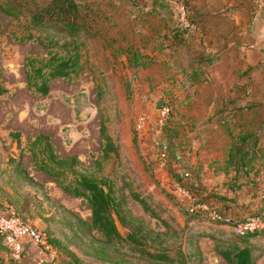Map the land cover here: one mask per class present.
I'll use <instances>...</instances> for the list:
<instances>
[{"label":"rangeland","instance_id":"obj_1","mask_svg":"<svg viewBox=\"0 0 264 264\" xmlns=\"http://www.w3.org/2000/svg\"><path fill=\"white\" fill-rule=\"evenodd\" d=\"M47 1L0 0V84L4 87L0 92V194L12 192L13 183L21 202L24 196L29 202L18 213L50 232L63 246H70L81 264H155L139 257L137 250L126 243L118 252L109 249L99 254L85 243L88 235L80 237L75 232L79 218L90 221V207L85 196L63 189L62 185L74 176L66 170L70 165L65 159L54 164L64 170L59 175L42 170L43 155L32 141L38 134H46L58 160L74 156L80 162L73 161L72 168L106 180L126 211L155 230H165L163 238L153 243L167 246L173 260L165 264H227L215 244L224 246L231 242L228 240H237L235 233L210 216L188 217L182 208L186 205L191 210L195 199L178 191L180 186L194 187L201 171L197 158L212 155V148L223 154L229 145L227 136L211 137L210 130L204 133L195 129L194 119L203 108L192 99L195 90L185 86L178 75V56L186 50V42L175 44L167 52L172 28L181 21L178 1L167 0L166 7L150 12L143 0H76L82 8L91 7L99 20L79 46L77 67L66 76L48 78V91L43 93L28 81L30 65H42L53 52L64 53L61 46L50 45L47 40V34L54 32L52 27H28L30 11ZM29 32L33 37L27 36ZM133 52L139 56L138 66L132 64ZM46 70L43 66L42 72ZM32 80L40 81L39 77ZM256 80L255 90L249 86L251 99L247 104L229 103L223 97L222 102L207 106L209 111L224 116L258 111L244 108L258 96L264 97L262 73ZM164 82L173 84V88H167ZM165 105L170 112L162 120L160 110ZM138 118L144 120L140 130L136 128ZM100 123L117 151L104 155ZM160 142H166L177 158H169L163 168L157 169L153 164ZM201 146L205 147L202 154ZM219 152L213 155L219 157ZM15 159L37 183L17 180L16 170H12ZM203 172L205 177L211 176L206 169ZM134 194L147 199L155 214L144 209ZM216 210L226 214L219 206ZM114 217L117 229L125 235L127 227ZM255 244L254 254L258 255L264 250V235L257 236ZM180 252L186 256L181 257ZM119 256L127 261L112 263L105 259ZM258 264L264 263L259 260Z\"/></svg>","mask_w":264,"mask_h":264},{"label":"trees","instance_id":"obj_2","mask_svg":"<svg viewBox=\"0 0 264 264\" xmlns=\"http://www.w3.org/2000/svg\"><path fill=\"white\" fill-rule=\"evenodd\" d=\"M166 1L167 0H143V6L147 7V11L151 12L155 11L157 7H166L168 4ZM177 1L185 6L186 17L192 26H184L180 21L179 24H176L172 28L170 35L171 44L168 46V49H170L167 50L168 53L171 52V48L175 44L184 42L185 38L190 35L192 30H203L198 28L199 14L195 1ZM98 20L99 17L91 7L82 8L76 0H48L45 4L34 7L29 14L28 27H35L36 29H41L44 26L52 27L54 32L47 34V40L50 45L61 46L64 49V53L58 54V52H53L42 65H30V70L27 71L28 81L36 84L40 91L46 93L48 91V78L66 76L71 70L75 69L80 58L79 46L84 42L85 39L83 38L92 34V26L94 22ZM27 36L31 38L33 37V33L29 32ZM36 38L44 45V40L39 35H37ZM131 60L134 66H138L141 63L138 54L135 52L132 53ZM205 60L210 62L212 58L206 57ZM43 66H47L46 73L42 72ZM34 77H39L40 81H33L32 78ZM3 90L4 87L0 84V92ZM247 91H249V89H247ZM219 111H221V109ZM258 127L262 128L263 126ZM258 127L250 126L248 129L238 132L228 127L231 141L225 166L222 168V171H224L226 175L232 173L230 178H227L224 182L228 189H238L243 183L239 182L238 178L244 174L246 175L248 183L256 185V163L261 155V149L258 145L260 139L257 130ZM100 136L104 140V145H102L104 148V155H107L111 150L117 151V147L111 142L110 136L105 134L104 125L102 123H100ZM32 142L33 145L37 146L38 153L43 155V158L40 159V164L42 170L47 174L59 175L63 173V168L56 167L54 164L62 163L64 159L65 163L70 165L66 170L70 173H74L73 180L63 184L62 187L67 192L74 195L85 196L87 199L91 211L90 221L87 222L79 218L78 227L75 232L78 233L80 237L85 236L87 238V235L89 236V238L86 239L87 241H85V243H88L89 247H92L99 254H106L109 249L118 252L121 246L126 243L132 245V249L137 250L138 256L142 259H146V261L151 260L155 262V264H165V262H171L173 260L165 244L161 245V243H159V246L153 245L154 242L163 238L165 230H155L144 223L141 217L134 216L126 211L123 206H121L118 199L113 196L111 185L106 180L96 179L72 168L71 165L74 162H80L74 156L64 157L58 160L59 158H56L46 134H38ZM32 155L36 156V151L34 149L32 150ZM170 158H175V156H172L171 149ZM13 161L12 170L14 172L16 170L15 175L17 180L25 179L28 183H37L34 178L29 175L19 159ZM187 177L188 176H185L184 178ZM187 188L191 190L196 203L210 202L217 208L214 205L215 201L225 199L222 194L207 189L197 180L194 183V187ZM11 190L12 192L4 191L5 195L0 194V211H13L22 219H25L18 213V210L28 206V198L24 196L21 202L19 196L20 192L13 183L11 184ZM134 198L143 205L144 209L155 214L147 199L139 196V194H134ZM180 203L182 204L181 201ZM36 205L41 207V202L37 201ZM182 209H184V213H189L188 217L191 218L209 216L206 211L198 209L190 210L186 205L185 208ZM114 215L127 227L128 231L125 235H122L117 229ZM42 218L46 219V216ZM233 218L240 219L234 216ZM49 219H53V215H50ZM213 220L221 223L219 219ZM233 233H235L237 240H228L231 242H226L224 246H220L216 243V252L225 259L227 264H255L256 259L264 252L263 250L262 253L260 252L258 255L254 254V249L256 248L255 240L260 230L256 229L242 234L234 231ZM47 239L52 249L58 255L57 259L48 260L50 263L81 264L78 253L70 248V246H63L59 239L51 236L50 232L47 233ZM4 250L7 253L8 250L5 247ZM24 252H26V249L21 251L18 262L22 258ZM60 255L62 256L61 260H64L63 262L60 260ZM180 256L185 257L186 254L180 252ZM9 258L13 257L10 256ZM100 258L102 259L103 256H100ZM105 259L112 263L127 261L124 256H119V258L107 257ZM185 261L186 259L183 263H185Z\"/></svg>","mask_w":264,"mask_h":264},{"label":"crops","instance_id":"obj_3","mask_svg":"<svg viewBox=\"0 0 264 264\" xmlns=\"http://www.w3.org/2000/svg\"><path fill=\"white\" fill-rule=\"evenodd\" d=\"M194 1L199 14L198 28L203 29V32L200 29L192 30L185 38L186 50L178 56V75L185 86L195 90L192 99L196 105L203 108V112L197 114L194 119L195 129L200 132L203 130L204 133L208 129L212 133L211 137L227 136L230 145L228 127L238 132L250 126H263L257 128L261 155L256 163V185L248 183L244 174L238 178L239 182H243L238 189L226 187L224 182L232 173L226 175L222 168L225 166L229 145L223 154L212 148V155L203 154L201 158L196 159V165L201 169L196 180L202 181L207 189H213L225 197L215 201L214 205L219 206L226 214L238 218L247 215L264 217V97H254L255 102L244 107L245 110L250 107L258 108V111L253 113L224 116L209 111V107L218 100L222 102L223 97L227 98L229 103L247 104L251 99L247 89L249 86L256 89V78L260 73L264 82V0ZM206 57H211L212 60L208 62ZM164 84L168 85L167 88H173V84ZM180 90L178 88L181 96ZM223 93L226 95L222 96ZM204 142L202 144H205ZM203 148L205 147H200V154L203 153ZM218 152L219 157L213 155ZM203 169L211 176L205 177ZM221 179H224V182H221ZM259 230L257 236L264 235V228ZM25 249L26 252L22 254L19 262L18 259L9 258L0 237V264H52L27 239ZM59 257L61 260L62 256ZM259 260L264 263V252L256 264Z\"/></svg>","mask_w":264,"mask_h":264},{"label":"built area","instance_id":"obj_4","mask_svg":"<svg viewBox=\"0 0 264 264\" xmlns=\"http://www.w3.org/2000/svg\"><path fill=\"white\" fill-rule=\"evenodd\" d=\"M177 8L180 14L181 22L184 26H192L186 17V8L181 2H177ZM170 107L165 105L160 110L162 120L169 116ZM144 120L138 118L136 121V128L142 129ZM170 158V148L166 142H160L157 152L154 156V167L157 169L163 168ZM177 158V156H175ZM175 158L173 160H175ZM185 175L187 173L185 172ZM178 191L184 196H192L191 191L183 186L178 187ZM193 197V196H192ZM194 199V197H193ZM203 210L213 219L221 220L223 225L228 226L234 232L242 234L248 231L264 228V217L258 215H247L240 219L233 218L230 214H221L210 202L193 203V208ZM0 236L4 247L8 250L7 255L18 259L21 251L25 249V240L32 242L49 261L58 258V255L52 249L48 242L47 232L27 219H22L13 211L2 212L0 211Z\"/></svg>","mask_w":264,"mask_h":264},{"label":"water","instance_id":"obj_5","mask_svg":"<svg viewBox=\"0 0 264 264\" xmlns=\"http://www.w3.org/2000/svg\"><path fill=\"white\" fill-rule=\"evenodd\" d=\"M115 224H116V221H115Z\"/></svg>","mask_w":264,"mask_h":264}]
</instances>
